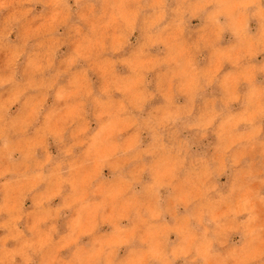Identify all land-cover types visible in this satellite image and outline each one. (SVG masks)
I'll return each instance as SVG.
<instances>
[{
	"label": "clouds",
	"instance_id": "obj_1",
	"mask_svg": "<svg viewBox=\"0 0 264 264\" xmlns=\"http://www.w3.org/2000/svg\"><path fill=\"white\" fill-rule=\"evenodd\" d=\"M0 264H264V0H0Z\"/></svg>",
	"mask_w": 264,
	"mask_h": 264
}]
</instances>
